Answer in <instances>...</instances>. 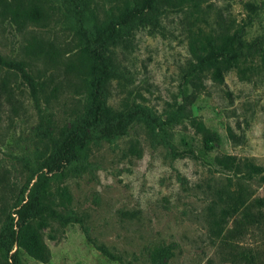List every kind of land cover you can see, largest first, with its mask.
Segmentation results:
<instances>
[{
  "label": "rangeland",
  "instance_id": "374dc122",
  "mask_svg": "<svg viewBox=\"0 0 264 264\" xmlns=\"http://www.w3.org/2000/svg\"><path fill=\"white\" fill-rule=\"evenodd\" d=\"M124 1L41 0L45 19L23 28L0 12V80L12 92L0 101V264H230L211 231L221 191L242 188L264 202V0L154 5L118 25L114 41L98 38L96 25L115 23ZM225 32L240 38L237 66L225 68L221 83L205 72L189 101L199 35ZM87 46L113 51L104 97L124 113L122 126L113 118L88 124L84 76L71 65ZM18 61L38 83L35 93ZM74 130L78 155L49 174L54 201L67 186L78 220H31L46 248L41 261L12 242L23 222L16 211L48 171L45 158ZM228 154L260 171L234 176L216 163ZM258 238L244 243L260 245ZM162 247L171 255L154 262Z\"/></svg>",
  "mask_w": 264,
  "mask_h": 264
},
{
  "label": "trees",
  "instance_id": "16d2710c",
  "mask_svg": "<svg viewBox=\"0 0 264 264\" xmlns=\"http://www.w3.org/2000/svg\"><path fill=\"white\" fill-rule=\"evenodd\" d=\"M131 2L135 6L134 10H129L128 0L124 1L123 5L116 7L118 14L115 23H109L104 28L96 23L95 35L98 38L105 36L107 40L114 41L118 25L131 22L139 12L152 8L154 5L181 7L190 2L195 3L194 0H131ZM0 12L9 16L18 28H23L28 23L43 22L46 17L41 0H16L14 4L0 0ZM240 50H242L241 41L236 33L225 32L218 37L211 33L200 34L197 47L192 51L194 60L190 63L189 81L192 91L188 97L189 101L194 100L202 89V76L205 72L210 71L211 78L216 82H223L225 68L237 66ZM74 56L71 65L73 69L81 70L84 76L83 90L90 99L84 113L88 116L86 117L88 124L94 125L97 122L113 118L117 120L119 126H122L125 118L124 113L108 104L104 97V91L113 77L110 70V66L113 65V51L106 54L95 51L91 53L87 46L80 49ZM212 58H216V62L212 63L210 61ZM0 61H3L1 56ZM24 65L25 63L19 61L13 64L27 80L31 91L35 93L38 83L25 70ZM10 90L7 82L3 79L0 80V101L2 98L7 100L12 98ZM104 128L112 131L117 127L106 124ZM81 143L78 132L74 130L54 146L51 153L45 158V167L48 171L38 175L27 193L26 201L16 211L19 219L23 222L17 235L12 236V242L17 241L20 247L41 261L47 259L46 248L41 240L39 226L33 225L31 220L46 222L49 218H58L63 223L78 220L70 207L72 195L67 186L59 188L57 199L54 201L55 197H52L50 190V181L54 176L49 173L59 165H66L75 159L81 149ZM216 163L219 167L232 172L234 176L246 171L254 173L260 171L256 164L241 161L236 156L229 154L217 157ZM221 192L219 196L220 211L212 223L211 231L220 235L219 248L223 250L222 261L230 264H264V202L258 197L246 196L242 188L237 190L228 188ZM228 223H231L230 227H227ZM255 233L259 234L260 245H246L244 243L246 238ZM97 248L109 258L120 260L119 256L104 245H97ZM170 255L169 249L162 247L155 249L151 258L154 262H159L160 259H166ZM11 258L12 261H16V254L12 253Z\"/></svg>",
  "mask_w": 264,
  "mask_h": 264
}]
</instances>
